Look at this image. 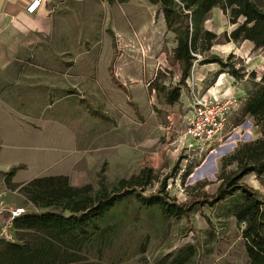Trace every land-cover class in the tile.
I'll list each match as a JSON object with an SVG mask.
<instances>
[{"label":"rangeland","instance_id":"obj_1","mask_svg":"<svg viewBox=\"0 0 264 264\" xmlns=\"http://www.w3.org/2000/svg\"><path fill=\"white\" fill-rule=\"evenodd\" d=\"M143 3L115 6L118 11L129 9L127 16L140 13L139 21L132 19L128 31L120 29L115 22L112 24L115 57L111 64V85L107 91V87H97V95L92 96L94 100L84 103L91 117L107 122L113 131L105 133V126H99L98 134L104 133L91 146L98 142L105 149L100 153L90 150L88 163L84 160L70 169L80 177L81 186L90 184L94 190L100 178L111 187L142 169H151L159 180L145 189V195L156 193L165 179L169 199L184 203L193 194L200 200L203 191L209 195L215 193L223 161L233 154L236 146L258 138L259 132L249 117L235 125L239 116L237 110L229 116L221 142L208 147L195 145L193 141L194 146L190 147L191 142L183 136L185 118L201 97L219 98L232 88L243 92L249 89L253 85L249 73H255L254 81L262 74L264 50L253 49L252 44L245 41L228 40L233 26L219 9L214 10L205 24L217 36L210 55L242 69L246 77L235 85L228 69L221 70L218 64L200 65L198 60L186 80V88L180 87L179 102L167 106L162 95L150 91L149 84L158 73L164 75L158 81L168 88L179 80L177 66L170 67L167 62L174 48L173 35L166 30L159 6L148 0ZM75 120L83 135L85 120L81 121V116ZM117 142L119 146L113 148ZM234 169L235 165L227 171ZM242 182L264 197V187L258 185L253 176L244 177ZM17 193L21 196L11 195V201L26 199L19 190ZM235 197L239 196L211 207L197 205L187 215L167 222H163L159 212L143 215L139 220L114 221V236L101 244V248L94 244L92 249H84L79 257H88L90 262H97L95 257H100L102 264H166L167 258L175 257L188 246H196L197 264H244L242 226L232 217L239 203V198Z\"/></svg>","mask_w":264,"mask_h":264},{"label":"trees","instance_id":"obj_2","mask_svg":"<svg viewBox=\"0 0 264 264\" xmlns=\"http://www.w3.org/2000/svg\"><path fill=\"white\" fill-rule=\"evenodd\" d=\"M125 2L127 0H115ZM159 6L167 32L173 35L174 48L168 55L170 67L177 66L179 80L171 88L159 78L149 84L150 91L162 95L164 104L173 106L180 100V87L186 88V80L196 61L200 65L218 64L228 69L235 81L246 75L232 63H224L210 55L217 36L205 27L213 10L219 9L227 16L233 29L228 40L245 41L253 49L264 50V0H149ZM167 74H171L166 71ZM253 85L245 91L238 109L240 124L246 117L253 119L260 137L240 143L233 154L223 161L218 176L219 185L214 194L203 191L199 200L189 195L184 203L169 199L165 193V179L154 194L144 191L158 177L151 169H142L129 179H121L108 187L100 178L96 190L90 184L80 187L70 185L67 177L51 176L36 178L24 184L19 191L34 207L13 222L14 240H0V264H102L79 257L84 249H92L109 241L116 232L114 221L139 220L159 212L163 222L187 215L195 206H213L234 196L239 203L232 211L238 226H242L244 264H264V197L242 182L253 174L264 187V65L258 81L255 73L248 75ZM235 165V169L227 168ZM16 167L11 170L12 176ZM196 246H188L175 257L167 258L166 264H197ZM95 260V261H96Z\"/></svg>","mask_w":264,"mask_h":264},{"label":"crops","instance_id":"obj_3","mask_svg":"<svg viewBox=\"0 0 264 264\" xmlns=\"http://www.w3.org/2000/svg\"><path fill=\"white\" fill-rule=\"evenodd\" d=\"M31 1L0 0V178L5 202L28 211L34 207L27 199H10L21 196L17 192L24 184L64 176L79 187L80 177L70 168L88 163L92 151L105 149L98 142L91 146L104 133L98 134L97 128L105 126V133L113 128L91 117L84 103L94 100L97 87L107 91L111 85L112 24L128 31L132 19L139 21L140 13L129 17V9L118 11L115 6L144 2L41 0L36 12L29 14L26 7ZM243 91L237 94L244 95ZM80 116L85 120L83 135L75 125ZM248 176L258 183L253 174Z\"/></svg>","mask_w":264,"mask_h":264},{"label":"built area","instance_id":"obj_4","mask_svg":"<svg viewBox=\"0 0 264 264\" xmlns=\"http://www.w3.org/2000/svg\"><path fill=\"white\" fill-rule=\"evenodd\" d=\"M40 3L41 0H32L26 7L27 13H35ZM234 82L236 85L237 81ZM242 100L243 97L237 94L236 88L219 98L213 96L197 99L183 126V136L187 142H191L189 146H194L193 141L196 142L195 145L208 147L221 142L226 135L229 116L239 109ZM27 212L29 211L24 208L13 207L5 202V189L0 178V240H14L13 222Z\"/></svg>","mask_w":264,"mask_h":264}]
</instances>
